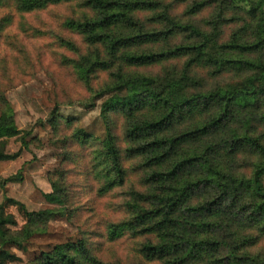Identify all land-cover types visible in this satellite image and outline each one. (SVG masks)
Wrapping results in <instances>:
<instances>
[{
	"label": "trees",
	"instance_id": "obj_1",
	"mask_svg": "<svg viewBox=\"0 0 264 264\" xmlns=\"http://www.w3.org/2000/svg\"><path fill=\"white\" fill-rule=\"evenodd\" d=\"M2 46L0 176L28 149L7 92L42 72L63 153L53 209L0 204V264L57 217L79 238L28 264H264V0H0ZM102 99V139L58 113Z\"/></svg>",
	"mask_w": 264,
	"mask_h": 264
},
{
	"label": "rangeland",
	"instance_id": "obj_2",
	"mask_svg": "<svg viewBox=\"0 0 264 264\" xmlns=\"http://www.w3.org/2000/svg\"><path fill=\"white\" fill-rule=\"evenodd\" d=\"M20 36L24 37L22 34ZM12 53L4 46L0 47V57ZM6 96L16 112L17 126L23 133L21 137H26L28 149H24L22 157L13 162L10 168L0 176V204L4 202L5 197H9L24 203L30 211L53 209L54 206L43 199V193L51 192L47 174L59 166L63 153V150L55 144L57 137L48 124L55 109L53 82L46 73L42 72L32 81L15 86L7 92ZM106 100L98 101L93 109L74 105L61 107L58 113L64 118L79 119L81 128L93 134L95 138L102 139L106 131L100 115L101 107ZM34 140L38 145L34 143ZM19 149H23L20 137L9 140V151L17 152ZM16 175L21 178L20 181L8 183L5 189L1 186L4 180ZM8 212L15 214L18 220V227L13 230H20L24 226V221L17 209L9 208ZM78 236L74 226L64 218L57 217L52 220L45 234L31 240L28 252L23 253L18 250L15 252L24 264H28L42 252L49 251L57 244L76 240Z\"/></svg>",
	"mask_w": 264,
	"mask_h": 264
}]
</instances>
